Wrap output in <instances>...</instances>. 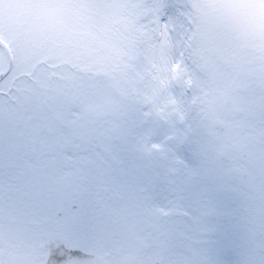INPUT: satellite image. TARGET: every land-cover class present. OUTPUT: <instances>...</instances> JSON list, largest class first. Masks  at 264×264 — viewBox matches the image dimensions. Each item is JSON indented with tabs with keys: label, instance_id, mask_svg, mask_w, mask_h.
Here are the masks:
<instances>
[{
	"label": "rangeland",
	"instance_id": "rangeland-1",
	"mask_svg": "<svg viewBox=\"0 0 264 264\" xmlns=\"http://www.w3.org/2000/svg\"><path fill=\"white\" fill-rule=\"evenodd\" d=\"M235 1L51 0L45 9L38 10L32 9L31 0H0V35L15 54V72L7 80L35 67L40 59L44 63L39 67H48L45 61L51 59L79 68L78 73L64 72V94L50 102V111L59 114L64 124L63 128L54 115L50 116L54 133L59 128L65 146H69L66 159L92 161L96 154L109 165L114 164L116 156L120 161V150L115 146L118 136L112 137V131L124 125L107 113L115 107L108 102L118 106L126 94L140 96L146 106L133 118L138 120L133 133H142L139 113L148 111L143 134L160 142L167 124L175 125L172 147L183 146L189 163L204 159V154L219 160L221 151L226 156L228 151L236 152L239 159L236 146L248 137V130H238L235 123L241 116L235 114L234 107L246 100L253 88L257 94L264 92L263 84H256L258 72L252 74L250 67L264 56V35L258 36L254 29L239 24H244V19L254 25L251 11L237 12L238 1L247 6L253 0ZM255 1H261L264 7V0ZM42 33L44 40L39 36ZM5 63L6 55L0 47V69ZM260 66L264 67V61ZM228 99H234V103L227 105ZM170 106L176 121L169 117ZM249 107L246 103L247 113ZM217 118L228 124L224 132L212 125ZM75 149L81 153L75 155ZM175 155L172 149V160H177ZM1 179L2 184L8 181ZM2 184L0 194L5 189ZM52 184L50 173L48 186L56 193L59 183ZM37 189L35 197L40 199L35 200L40 209L34 210L31 229H64L52 216L58 212L56 199L51 200V212L42 213L47 205ZM4 194L3 201L7 202L9 196ZM120 196L114 191L105 202L110 203L108 197L117 200ZM8 208L0 204V223L5 227L14 226L10 225L13 217L7 213ZM3 217L6 220L1 222ZM71 236L78 239L84 232L76 231Z\"/></svg>",
	"mask_w": 264,
	"mask_h": 264
},
{
	"label": "flooded vegetation",
	"instance_id": "flooded-vegetation-1",
	"mask_svg": "<svg viewBox=\"0 0 264 264\" xmlns=\"http://www.w3.org/2000/svg\"><path fill=\"white\" fill-rule=\"evenodd\" d=\"M251 71L252 74L258 72L257 81L264 84V70L254 67ZM35 99L34 94L25 99L27 110L14 105L12 112H0V165L6 157L10 161L7 174L1 175L4 169L0 168V188L1 178L9 181L2 184L7 189L2 188L1 194H8L7 213L18 226L17 229L0 224V231L4 230L7 239L6 251L21 239L24 228L31 229L32 200L40 199L35 194L42 183L37 191L41 189V200L48 205L43 213L51 212L50 198H58L60 212L52 216L64 228L72 224L70 204L77 198L86 211L81 228L88 225L91 229H100L109 213H114L102 199L106 192L103 185L107 184L106 172L100 169L103 163H95L94 177L83 181L81 174L91 166V161L82 164L64 159L63 150L59 153L64 135L58 129L55 136H50L48 106L35 103ZM253 107L248 113L243 109L239 114L241 120L237 121L238 130H248V137L240 139L236 146L243 158L236 159L231 151L227 161L223 159L219 164L206 159L200 162V169L180 166L183 179L187 178L184 182L178 175L172 176V154H162L159 147L151 149L144 142L134 150L130 129L122 130L123 207L119 213L124 229L139 230L136 240L134 235L129 236L135 243L124 240L122 248H133L135 253L141 249V264H161L156 256L168 249L174 264H222L220 256L225 255V251L229 255L233 253V261L239 264H255L258 254L264 264V113L257 116ZM50 156L56 158L51 165ZM69 167L71 175L66 174L67 182L54 196L48 186L50 172L52 182H56ZM197 171L202 174H194ZM11 188L16 193L10 192ZM2 201L3 195H0V203ZM22 216L26 226L18 224ZM257 229H261V233L258 234ZM159 233L168 234L172 244L155 245L151 236ZM186 243L192 244L194 249L183 257ZM150 253L156 257L153 262Z\"/></svg>",
	"mask_w": 264,
	"mask_h": 264
},
{
	"label": "water",
	"instance_id": "water-1",
	"mask_svg": "<svg viewBox=\"0 0 264 264\" xmlns=\"http://www.w3.org/2000/svg\"><path fill=\"white\" fill-rule=\"evenodd\" d=\"M0 45L5 49L8 55V64L5 70L0 72V81L10 71L13 64L12 52L8 45L0 38ZM49 255L45 262L40 264H107L97 256L83 253L78 249H66L62 242L55 240L53 245L49 246Z\"/></svg>",
	"mask_w": 264,
	"mask_h": 264
},
{
	"label": "bare ground",
	"instance_id": "bare-ground-1",
	"mask_svg": "<svg viewBox=\"0 0 264 264\" xmlns=\"http://www.w3.org/2000/svg\"><path fill=\"white\" fill-rule=\"evenodd\" d=\"M172 96H174V95H172V93H171V99H172ZM172 118H173V120L175 121L176 120V117L175 116H172ZM166 133H170L171 131L172 132H174L175 130H176V126L175 125H167V128H166Z\"/></svg>",
	"mask_w": 264,
	"mask_h": 264
}]
</instances>
